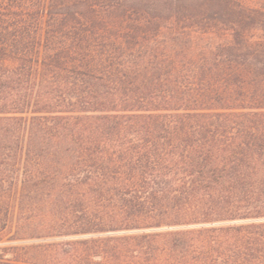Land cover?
I'll return each mask as SVG.
<instances>
[{
	"label": "trees",
	"instance_id": "trees-1",
	"mask_svg": "<svg viewBox=\"0 0 264 264\" xmlns=\"http://www.w3.org/2000/svg\"><path fill=\"white\" fill-rule=\"evenodd\" d=\"M0 264H264V2L0 0Z\"/></svg>",
	"mask_w": 264,
	"mask_h": 264
},
{
	"label": "rangeland",
	"instance_id": "rangeland-1",
	"mask_svg": "<svg viewBox=\"0 0 264 264\" xmlns=\"http://www.w3.org/2000/svg\"><path fill=\"white\" fill-rule=\"evenodd\" d=\"M252 1H253L254 3H258V4L264 2V0H252Z\"/></svg>",
	"mask_w": 264,
	"mask_h": 264
}]
</instances>
